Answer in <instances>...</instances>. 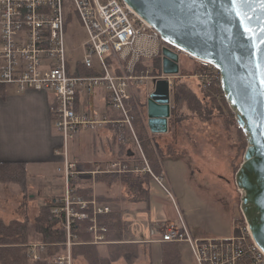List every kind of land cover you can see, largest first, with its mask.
<instances>
[{
  "label": "built area",
  "instance_id": "obj_1",
  "mask_svg": "<svg viewBox=\"0 0 264 264\" xmlns=\"http://www.w3.org/2000/svg\"><path fill=\"white\" fill-rule=\"evenodd\" d=\"M67 1L73 2L87 35L79 58L68 48V21L64 10ZM170 47L175 48L124 0H0V85H12L21 92L48 91L53 96L50 113L63 136V150L56 151L63 162L58 170L65 181V195L57 199L60 205L54 208V213L66 214L69 237L73 217H88L87 213L73 207L78 205L85 209L90 204L76 194L73 186L83 175L147 171L159 183L163 182V177L153 172L142 148L133 126L132 111L137 106L135 87L145 78H165L170 87H174L175 75L153 71L148 64L161 59L164 49ZM199 62L213 76L222 79L214 64L200 59ZM204 77L208 78L209 74ZM99 88L107 92V105L116 107L121 118H103L82 104L83 93ZM102 124H112L118 130L120 143L126 149H134L132 157H137L138 153L135 140L145 165L139 167L116 160L104 168L87 169L73 161L69 157L71 141L82 129L94 130ZM91 203L95 215L110 211L108 206L97 207L95 200ZM92 219L94 224L90 230L94 243L105 242L106 227L99 226L95 216ZM245 225L244 228L235 225L231 236L194 238L181 218L179 225L172 223L163 229L159 241L190 243L197 264H264V250L254 239L248 223ZM33 258L38 259L40 255L33 252ZM60 260L71 264L70 255Z\"/></svg>",
  "mask_w": 264,
  "mask_h": 264
},
{
  "label": "rangeland",
  "instance_id": "obj_2",
  "mask_svg": "<svg viewBox=\"0 0 264 264\" xmlns=\"http://www.w3.org/2000/svg\"><path fill=\"white\" fill-rule=\"evenodd\" d=\"M64 10L68 21L66 30L68 48L75 58H79L82 54L81 45L87 37L86 31L78 14L74 11L73 2H65ZM177 51L181 61L180 72L175 79L181 80V83L201 98L203 109L195 110L184 103L175 112L173 111L170 118V130L167 133L149 136L147 134V137L143 134L144 141L142 138L141 145L146 157L151 158L149 153L160 162V171L155 173L163 177L162 183L154 177L148 180V209H137L136 204L130 202L118 205L116 201H106L123 210L122 217L130 222L132 237L145 242L141 244L148 253V261L145 264H164L162 252L167 242L155 240L162 238L163 228L168 223L179 225L182 218L192 237L215 238L233 235L235 225L236 228L240 226L239 223L241 224V219L244 217L241 209L244 192L237 186L236 174L244 162L245 152L249 146L248 134L238 125L237 111L228 101L223 88V93L208 97L206 87L213 81L221 84V80L213 76L208 68L202 66L199 59L184 51ZM148 64L153 71L156 69L158 73L163 72L161 59L150 61ZM205 74H209V77H204ZM155 85L156 80L147 77L143 82H139L135 89L141 95H147L155 89ZM99 89L103 90V88ZM94 92L96 90L89 94H82H91L89 101L96 107L91 109L93 113L103 117L104 111L109 112L108 119L122 116L116 107L101 105L106 102L105 95L104 98L98 99L100 106H97V103L94 104L96 102ZM141 98L145 101V96ZM171 98L172 107H174L175 86L171 90ZM218 101H220L219 110V107L215 106L219 104ZM100 107H104L105 110ZM226 115L231 117L227 119ZM146 121L147 118L145 123ZM237 130L241 134V140H238ZM111 135L114 136V133ZM134 143L138 151L137 157H131L132 159L128 162L143 167L144 158L139 157L140 149L135 140ZM59 181L63 183V178ZM1 187L4 186L1 185ZM9 189L17 188L10 186ZM52 189L57 190V187ZM58 190L64 191L62 184ZM110 193L124 194L125 191H121L119 187ZM5 195V199H9L8 192ZM245 220L244 217L240 227L246 226ZM170 247L178 251L181 264H197L190 243L172 242Z\"/></svg>",
  "mask_w": 264,
  "mask_h": 264
},
{
  "label": "water",
  "instance_id": "obj_3",
  "mask_svg": "<svg viewBox=\"0 0 264 264\" xmlns=\"http://www.w3.org/2000/svg\"><path fill=\"white\" fill-rule=\"evenodd\" d=\"M124 1L170 45L221 72L222 88L249 140L236 174L237 186L244 192L241 209L264 250V0ZM179 59L178 52L165 48L163 73L178 75ZM172 88L168 79H158L147 99V126L154 134L169 131Z\"/></svg>",
  "mask_w": 264,
  "mask_h": 264
},
{
  "label": "crops",
  "instance_id": "obj_4",
  "mask_svg": "<svg viewBox=\"0 0 264 264\" xmlns=\"http://www.w3.org/2000/svg\"><path fill=\"white\" fill-rule=\"evenodd\" d=\"M94 93L96 96L94 104L97 103V106H100L98 99L104 98V95L106 99L107 92L104 89H97ZM90 95H82L81 100L83 105L92 109L95 106H92L89 101ZM52 100L53 96L48 91L29 90L21 92L12 85H0V162L21 161L27 163L28 183L31 187L30 200L24 201L23 191L18 184L5 185L0 183V216L7 222L13 219H21L23 214H27L30 219L34 220L42 205L49 204L53 200L57 201L65 195V181L62 173L58 170L63 166V162L61 156L56 154L57 150H63V136L56 128L50 113V102ZM105 104L107 105L106 102L101 105L106 106ZM100 109L105 110L104 107H100ZM107 116H109V112L104 111L103 118H109ZM138 131L142 133V136L146 134V137L147 134L148 136L153 134L147 126V121L144 122L142 128L138 127ZM110 132L114 133V136ZM142 136H140V139ZM122 145L118 130L112 124H102L94 130L82 129L69 145V157L73 161L81 163V167L87 169L104 168L115 158L120 157L119 150ZM132 151L134 152V150ZM139 173L149 172L142 171ZM152 177L154 176L152 175ZM60 178H63V183L59 181ZM79 183L93 188V200L95 201L100 195L104 198L123 196L122 192L120 194L110 193V191L119 187L121 191H125L121 182L115 181L110 174L105 173L85 174ZM61 184L64 190L62 192L58 190ZM1 185L4 187H1ZM10 186H16L17 189H9ZM52 187H57V190L52 189ZM7 192L9 199H5ZM106 201L97 203V207L100 205L102 207L108 206L110 211H123ZM123 202L130 201H120L118 205ZM130 203L136 204L137 209L145 210L149 208H146L144 202ZM124 221L127 224L125 242L145 243L132 237L130 222L125 219ZM171 224L168 223L166 227ZM38 236V233L31 227L30 250L32 255L35 252L40 257H45L47 246L38 239ZM199 237L204 236H197V238ZM218 237H227V235ZM159 240L156 239L155 241ZM69 242H71L70 245ZM109 243H112V241L107 239H105V242L96 243L100 246L102 255L106 256L108 254L107 245ZM66 244L68 252L60 253L50 264H68L66 260H60V258L71 256L74 241L69 237ZM140 248V258L134 264H145L148 261V253L143 247L140 246ZM71 264H86V261L83 257L74 259L71 256ZM117 264L126 263L121 260Z\"/></svg>",
  "mask_w": 264,
  "mask_h": 264
},
{
  "label": "trees",
  "instance_id": "obj_5",
  "mask_svg": "<svg viewBox=\"0 0 264 264\" xmlns=\"http://www.w3.org/2000/svg\"><path fill=\"white\" fill-rule=\"evenodd\" d=\"M89 73V71H85ZM214 80H216L214 78ZM219 81V80H218ZM202 85V84H201ZM220 82L213 81L210 86L206 87L208 97H214L217 93H223ZM137 106L134 107V125L138 128L144 125L146 119V100L147 95L136 94ZM145 96V101L141 98ZM219 104L215 105L217 107ZM186 103L190 108L195 110L203 109V101L197 97L187 86L177 79L175 83V101L174 112L182 104ZM226 104V103H224ZM226 106V105H225ZM225 107H223L224 109ZM220 107L218 108V110ZM222 109V107H221ZM229 111L227 108L225 109ZM225 112L224 110H222ZM173 115V114H172ZM143 117L145 119H143ZM227 119L230 115H226ZM233 122V121H232ZM240 129V127H239ZM238 129V130H239ZM237 130L241 140V134ZM139 132V131H138ZM142 136V133H140ZM143 136L141 137V139ZM144 141V139L142 140ZM145 146V142H143ZM146 148V146H145ZM125 145L121 146L120 157L115 158L128 162L132 159L127 152ZM151 150V149H150ZM148 151V150H147ZM146 154V153H145ZM126 155V156H124ZM150 166L154 172L160 171V162L155 160L148 153ZM152 155V154H151ZM129 163V162H128ZM110 174L115 181H119L124 185L125 193L121 197L104 198L100 195L97 198V203L104 200L107 201H130L144 202L146 208L149 207V188L148 180L152 175L150 173L125 172V173H105ZM29 172L27 163L21 161L0 162V183L18 184L24 194V201L30 200L31 187L28 183ZM75 192L82 199L89 201L90 204L85 209H81L78 205H73L77 211H82L88 214L86 218L73 217L70 226V239L74 241L71 248V256L74 259L83 257L86 264H117L124 260L126 264H134L140 258L141 243H126L127 224L122 217L121 211H109L105 213L94 214V206L91 203L93 200V188L86 184H73ZM104 198V199H103ZM60 205L58 201L53 200L49 204L42 205L39 208V214L32 220L27 214H23L21 219H13L9 222L0 216V264H50L60 253L68 252L67 244L69 233L67 231L66 214L56 215L54 213L55 206ZM24 208V206H23ZM96 218V223L99 226L106 227L105 237L108 241H112L107 245L108 254L102 255L100 246L94 243V234L90 227L94 224L93 217ZM244 217L241 222L243 223ZM38 233V239L47 246L45 257L34 259L30 250V229ZM172 242H167L163 249L164 264H181V258L178 251L170 247Z\"/></svg>",
  "mask_w": 264,
  "mask_h": 264
},
{
  "label": "flooded vegetation",
  "instance_id": "obj_6",
  "mask_svg": "<svg viewBox=\"0 0 264 264\" xmlns=\"http://www.w3.org/2000/svg\"><path fill=\"white\" fill-rule=\"evenodd\" d=\"M171 48V47H170ZM172 50H174V51H176V52H178L177 50V48H172ZM163 57V56H162ZM162 57H161V60H162ZM180 59H179V65H180ZM176 81H177V79H175V83H176ZM175 86V85H174ZM174 101H175V99H174ZM173 103V102H172ZM144 107H146V105L144 106ZM173 110H174V107H172V113H173ZM147 118V117H146ZM143 119H145L144 117H143ZM146 120V119H145ZM133 126H134V129L137 131V134H138V137L140 136V134H139V132H138V128L133 124ZM169 130H170V121H169ZM151 131V130H150ZM154 134V133H153ZM156 134V133H155ZM139 139H140V137H139ZM140 141H141V139H140ZM142 142V141H141ZM132 149V148H131ZM130 149V150H131ZM129 150V149H128ZM128 150H127V152H128ZM130 152H132V150L130 151Z\"/></svg>",
  "mask_w": 264,
  "mask_h": 264
},
{
  "label": "snow or ice",
  "instance_id": "obj_7",
  "mask_svg": "<svg viewBox=\"0 0 264 264\" xmlns=\"http://www.w3.org/2000/svg\"><path fill=\"white\" fill-rule=\"evenodd\" d=\"M234 3H237V4L243 3V0H234Z\"/></svg>",
  "mask_w": 264,
  "mask_h": 264
},
{
  "label": "bare ground",
  "instance_id": "obj_8",
  "mask_svg": "<svg viewBox=\"0 0 264 264\" xmlns=\"http://www.w3.org/2000/svg\"><path fill=\"white\" fill-rule=\"evenodd\" d=\"M132 8V7H131ZM56 207V206H55Z\"/></svg>",
  "mask_w": 264,
  "mask_h": 264
}]
</instances>
